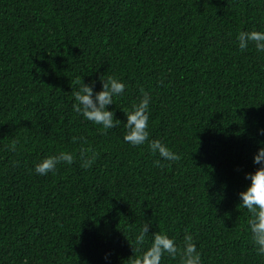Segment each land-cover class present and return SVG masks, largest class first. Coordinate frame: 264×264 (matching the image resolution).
<instances>
[{
  "label": "trees",
  "instance_id": "1",
  "mask_svg": "<svg viewBox=\"0 0 264 264\" xmlns=\"http://www.w3.org/2000/svg\"><path fill=\"white\" fill-rule=\"evenodd\" d=\"M252 30L264 0H0V264H133L145 221L181 247L190 233L202 264H264L238 207L264 140V56L237 43ZM76 77L127 85L109 106L121 123L73 110ZM144 93L149 140L176 162L123 141ZM61 151L74 163L34 173Z\"/></svg>",
  "mask_w": 264,
  "mask_h": 264
},
{
  "label": "clouds",
  "instance_id": "2",
  "mask_svg": "<svg viewBox=\"0 0 264 264\" xmlns=\"http://www.w3.org/2000/svg\"><path fill=\"white\" fill-rule=\"evenodd\" d=\"M237 43L240 51H245L249 45H252L258 54L264 56V31H241L237 36ZM99 81L101 90L94 91L95 81L85 84L82 77H76L73 81L77 87L74 93L73 110L84 120L107 132L121 123L115 118V112L109 110V106L113 105L114 98L124 95L127 85L114 77H108L103 81L99 78ZM150 102L151 97L144 93L139 102L127 112L124 123L126 133L123 141L132 147H138L147 142L150 152L160 157L156 161L158 165L161 161L176 162L180 159L179 154L160 140H149ZM257 135L264 136V128H258ZM74 140L79 141L83 138H74ZM12 150H15V142H13ZM96 156L95 151L83 149L80 153V158L83 160L82 167H91ZM74 160L72 152L61 151L40 160L34 165L33 171L38 176H47L50 173L54 174L59 165H71ZM252 163L258 167L253 173L245 174L244 179L249 183L244 191L238 193V207L246 209L249 213L247 230L251 236V242L257 254L264 256V140L259 141L257 151L252 157ZM149 235L151 236L150 246L143 250L141 256L135 259L133 264H161L165 254L172 258L179 255L181 264H202L201 252L193 242L190 233H185L181 247L166 233L152 232L151 223L145 221L135 237L136 244L143 248L145 237ZM23 264H29L27 258Z\"/></svg>",
  "mask_w": 264,
  "mask_h": 264
}]
</instances>
